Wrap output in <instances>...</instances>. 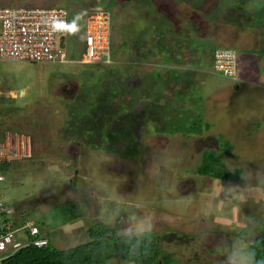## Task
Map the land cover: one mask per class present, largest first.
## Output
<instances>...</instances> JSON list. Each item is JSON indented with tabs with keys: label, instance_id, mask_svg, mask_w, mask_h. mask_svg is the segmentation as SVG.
Returning <instances> with one entry per match:
<instances>
[{
	"label": "rangeland",
	"instance_id": "obj_1",
	"mask_svg": "<svg viewBox=\"0 0 264 264\" xmlns=\"http://www.w3.org/2000/svg\"><path fill=\"white\" fill-rule=\"evenodd\" d=\"M233 1L242 8L246 5V0H19L7 4L62 6L69 12V25L59 38L62 62L0 60V135L16 129L30 137V157L0 168L1 199L11 205L17 227L21 218L28 217L40 236L64 249L84 242L86 227L95 221L108 224L118 234L143 222L150 224L149 233L161 236L157 244L171 258L170 263L160 264H223L235 242L246 247L264 221V132L250 131L242 138L236 124L235 137L229 139L235 144L225 155L220 151L227 148L223 142L227 137L219 136L216 126H203L206 114L199 111L197 117L187 118L168 107L166 99L163 105L161 95L168 94L169 86L160 81L167 74L163 65L167 43L175 49L169 50L175 65L184 72L192 70L196 56L188 57L189 50L176 48L178 40L194 29L202 34L200 43L208 44V39H215L209 33L219 27H215L216 19L220 25L231 16L241 29L249 23L255 27L250 32L257 47L234 49L252 53L255 65L264 72V0H255L254 8L243 15L231 5ZM104 5L113 8L114 23L120 20L111 36L112 62H78L84 15ZM148 70L153 77L141 88L139 79ZM194 73L177 77L179 95L185 98L186 91L189 102L200 103L205 95L199 86L194 88ZM218 81L225 82L220 77ZM153 94L160 96L156 99ZM218 96L209 93L213 107L219 104ZM161 102L160 111L149 120L150 107L142 110L144 103ZM205 151L214 154L215 164L238 168V179L221 181L195 173ZM102 264L134 263L108 259Z\"/></svg>",
	"mask_w": 264,
	"mask_h": 264
},
{
	"label": "built area",
	"instance_id": "obj_2",
	"mask_svg": "<svg viewBox=\"0 0 264 264\" xmlns=\"http://www.w3.org/2000/svg\"><path fill=\"white\" fill-rule=\"evenodd\" d=\"M110 16L106 7L88 11L84 15L80 52L82 62L111 61ZM68 25L69 12L62 6L0 4V60L62 62L64 50L59 44V38L65 34ZM211 67L214 72L230 80H236L235 50L224 47L214 48ZM2 94L0 80V96ZM29 141L30 137L24 132L3 130L0 135V168L5 163L29 158ZM1 170L0 182L3 180ZM12 212L11 206L1 199L0 193V213L10 217ZM27 244L33 246L47 244V238L39 235V229L32 220L22 222L19 227L7 228L0 232V260Z\"/></svg>",
	"mask_w": 264,
	"mask_h": 264
},
{
	"label": "crops",
	"instance_id": "obj_3",
	"mask_svg": "<svg viewBox=\"0 0 264 264\" xmlns=\"http://www.w3.org/2000/svg\"><path fill=\"white\" fill-rule=\"evenodd\" d=\"M0 3L2 5L11 4L12 2L19 1V0H0ZM26 1V0H23ZM251 3V5H247L248 3ZM246 5L244 8L240 6V4H235L233 1L231 5L234 6V8L240 9V14L243 15L244 13L247 14L250 10V7L252 9L254 8V3H257L255 0H249L245 2ZM259 3V2H258ZM261 3V2H260ZM218 13L219 17V6H217L216 14ZM226 22L224 24L219 25V18L216 19V28L217 26H223L221 30L219 31V27L216 29V32L209 33L211 36L214 34L215 39L210 40L208 39V44H201L199 38H201V35L195 33L193 29L192 33H188L185 38L182 39V41H179L176 48H184L183 50L187 52L189 50L187 56L192 57L196 56V60L194 62V69L192 70H186V72L192 74L193 71H196L195 77V86L194 88H197L199 86V89L201 92L204 93L205 96L203 98L201 97V102L195 101L194 104H192L193 107V115L188 113V111H184L188 113L189 117H197L198 112L202 114H206L207 119L203 121V126L214 127L216 126L218 131L217 134L219 136H226L229 140L230 138L233 139L235 137L234 130L237 127H240L242 133L240 136L244 138L247 136V134L250 131L257 130L256 133L261 134L264 132V72H261L260 68H258L255 64L256 59L251 55L249 51H243L240 53L236 52V61H237V79L236 80H230L222 75H215L212 73L211 64H212V51L216 47H225L230 46L227 48H244L246 50H249L250 47H257L255 42L253 41L254 36L250 32L253 28V24L250 26L243 27L241 29L238 26V20H235L232 16L229 18L224 17ZM223 19V20H224ZM234 19V20H233ZM221 20L220 22H222ZM208 36V35H207ZM203 37V36H202ZM192 40V41H191ZM194 41V42H193ZM248 42L250 44H248ZM170 49H174L173 45L171 43H167L165 45V50L167 53V59L166 63H163L164 66H167L170 72H168L167 80L168 83V94H166L168 98V107H172V99L170 97H174V93L176 88H179V84L176 83L177 79V73H180L179 71H184L183 67H180L175 65L176 60L172 59V56L170 55ZM235 50V49H234ZM206 57V58H205ZM198 59L202 61V63L198 62ZM264 64V63H263ZM179 69V70H176ZM185 72V74H186ZM201 73L202 76H201ZM182 74V73H181ZM181 74H178L181 76ZM184 74V75H185ZM193 74V75H194ZM193 77V76H192ZM224 79L223 81H218V78ZM174 79V80H173ZM211 85L213 87L211 90V87L208 85ZM156 91V90H155ZM154 91V93H155ZM219 93V104L213 107L212 99L208 98L209 93ZM186 93V91H184ZM155 95V94H153ZM160 96V95H159ZM156 96V97H159ZM155 97V98H156ZM163 98V102L165 100V95H161ZM157 99V98H156ZM161 103L153 104L155 105H161ZM165 103V102H164ZM196 103V106H195ZM202 106V107H201ZM169 109V108H168ZM202 111V112H201ZM187 117V118H189ZM237 124V127L234 126ZM244 130V132H243ZM195 135H198L195 133ZM212 136H217L216 134L212 133ZM230 141V140H229ZM228 142V141H227ZM217 144V141H216ZM230 145L235 144V142L231 141L229 142ZM11 206V205H9ZM32 220V219H31ZM33 221V220H32ZM9 225V222L6 223ZM47 240H49L48 237H46Z\"/></svg>",
	"mask_w": 264,
	"mask_h": 264
},
{
	"label": "trees",
	"instance_id": "obj_4",
	"mask_svg": "<svg viewBox=\"0 0 264 264\" xmlns=\"http://www.w3.org/2000/svg\"><path fill=\"white\" fill-rule=\"evenodd\" d=\"M106 9L108 10L107 7ZM111 9L108 10L111 15L110 38L112 34L117 31L116 27L120 25V20L118 21V23L113 22ZM179 41L180 40H178V42ZM165 70H167V74L168 72H170L168 68H165ZM179 72L180 73H177V77H179L178 74H185L184 71ZM167 74L166 79L168 76ZM152 77L153 74L150 71H146L144 74H142L139 79L140 85L141 82H143L141 88H144V86H146L150 82ZM156 81L157 78H155V82ZM160 81L167 82V80H165L164 78ZM132 83L133 84H130L132 85L131 88L135 89L136 83ZM176 83H179L178 79H176ZM164 95L165 99L168 101L166 94ZM174 95V97H170L173 101V107H175L178 112L186 114V116L188 115V113L193 115V110L191 107H193L192 104H194V102H189V97H186L187 94L185 93V98H183L181 95H179V88H176ZM145 105L150 107V114L148 119L151 120V118L160 111V109L158 108V106L160 105L151 106L149 103H144L142 110ZM163 105L165 106L166 104L164 103ZM184 111H188V113ZM189 129L191 130L192 127H190ZM189 129L186 128V130ZM14 131L20 130L14 129ZM223 142L225 143L227 148H224L220 152H223L225 155L229 154L231 151V146L229 142ZM215 158L216 157H214V154H212V152L205 151L202 154L200 163L195 167L194 172L197 174L208 175L221 181H236L238 179L240 170L238 168L228 169L221 167V165L219 166L217 165V163L215 164ZM12 214L10 215V217H7L3 213H0V232L5 231L7 228L13 229L17 227V225L12 220ZM27 220L31 219L28 217L21 218L22 222H25ZM8 222L9 225L7 226L6 223ZM244 232V229H242L241 233ZM85 233L87 235V239L84 242L66 247L64 249L55 247L50 242V240H47V244L44 246H33L31 244L24 245L12 252L10 255L2 258L0 260V264H102L108 259H117L134 264H160L161 261L165 263L171 262V258L168 256V254H166L163 251L162 247L157 244V241L160 242L162 239L161 236H156L157 234L153 235L147 232L143 236L130 237L125 234L116 233L113 227L101 221H95L91 223V225H88L85 229ZM182 239L183 238L181 237L178 238L179 241ZM246 248L251 249L255 252L256 256L254 264H264V221L261 230L252 238L251 241H249V243L246 244Z\"/></svg>",
	"mask_w": 264,
	"mask_h": 264
},
{
	"label": "clouds",
	"instance_id": "obj_5",
	"mask_svg": "<svg viewBox=\"0 0 264 264\" xmlns=\"http://www.w3.org/2000/svg\"><path fill=\"white\" fill-rule=\"evenodd\" d=\"M81 57H78V62H82ZM93 63V62H90ZM104 64L103 62H101ZM151 231L150 224H144L141 222L136 226L135 229H128L125 232L127 236H143L145 233ZM255 252L251 249L246 248L241 244V242L237 241L232 245V250L227 254L226 259L223 264H254L255 262Z\"/></svg>",
	"mask_w": 264,
	"mask_h": 264
},
{
	"label": "water",
	"instance_id": "obj_6",
	"mask_svg": "<svg viewBox=\"0 0 264 264\" xmlns=\"http://www.w3.org/2000/svg\"><path fill=\"white\" fill-rule=\"evenodd\" d=\"M159 264V263H158Z\"/></svg>",
	"mask_w": 264,
	"mask_h": 264
}]
</instances>
